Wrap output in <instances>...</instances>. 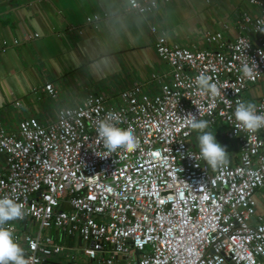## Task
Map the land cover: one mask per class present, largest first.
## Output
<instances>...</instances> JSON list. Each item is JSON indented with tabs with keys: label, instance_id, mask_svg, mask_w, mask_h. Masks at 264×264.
Masks as SVG:
<instances>
[{
	"label": "built area",
	"instance_id": "1",
	"mask_svg": "<svg viewBox=\"0 0 264 264\" xmlns=\"http://www.w3.org/2000/svg\"><path fill=\"white\" fill-rule=\"evenodd\" d=\"M169 1L125 0L126 11L146 17ZM246 2L258 13L237 18L232 41L203 34L201 43L212 50L169 44L147 25L167 67L150 76L154 91L133 84L113 97L89 94L44 124L29 117L8 131L0 123V198L24 211L5 227L20 240L28 264H53L61 254L74 264L69 252L83 264H264V221L254 215V194L264 189V128L237 129L234 116L246 89L264 76L258 32L264 0ZM244 65L251 77L243 76ZM201 73L217 85V95L199 90ZM42 90L57 97L50 84ZM253 104L264 115V96ZM109 113L110 123L131 128L136 149L104 147L96 129ZM189 113L208 128L227 127L235 161L217 169L206 164L188 143L195 131Z\"/></svg>",
	"mask_w": 264,
	"mask_h": 264
},
{
	"label": "crops",
	"instance_id": "2",
	"mask_svg": "<svg viewBox=\"0 0 264 264\" xmlns=\"http://www.w3.org/2000/svg\"><path fill=\"white\" fill-rule=\"evenodd\" d=\"M242 13L258 9L246 0H170L140 17L126 11L125 0H0V123L8 131L29 117L44 124L57 105L74 107L89 94L113 97L133 84L154 91L150 76L167 67L154 53L147 25L169 44L212 50L201 43L203 34L232 41ZM45 84L57 92L55 99L42 90ZM260 84L264 77L246 89V102L264 96ZM235 153L234 145L229 162ZM254 202L255 217L264 221V189Z\"/></svg>",
	"mask_w": 264,
	"mask_h": 264
},
{
	"label": "clouds",
	"instance_id": "3",
	"mask_svg": "<svg viewBox=\"0 0 264 264\" xmlns=\"http://www.w3.org/2000/svg\"><path fill=\"white\" fill-rule=\"evenodd\" d=\"M264 34V28L258 29ZM253 64L255 62L253 61ZM244 77L252 76V68L244 65L241 69ZM196 84L200 91L218 94V88L211 82V77L201 73L196 77ZM187 123L191 129L199 132L197 136L200 156L212 169L226 166L229 162V154L225 146L217 142L215 135L207 131L209 123L206 120L198 119L191 113L187 114ZM237 124L235 128L254 134L264 128V115L257 114L255 104L251 102L238 101L234 111ZM111 113L101 120L97 126V133L102 139L104 147L111 153L117 150L133 151L138 147L137 137L129 129L116 127L109 120L114 119ZM24 216L23 206L11 198H0V264H28L23 249L14 241L12 232L5 227L7 222L21 219Z\"/></svg>",
	"mask_w": 264,
	"mask_h": 264
},
{
	"label": "rangeland",
	"instance_id": "4",
	"mask_svg": "<svg viewBox=\"0 0 264 264\" xmlns=\"http://www.w3.org/2000/svg\"><path fill=\"white\" fill-rule=\"evenodd\" d=\"M260 85H261V89H264V84H260ZM148 90H150V89H148ZM109 96H111V95H109ZM60 107H61V105H57V107H56L57 110H59ZM63 107L64 108H68L70 106L67 104V105H65ZM57 110H55V111H57ZM206 130L207 131H211L215 135L217 142L220 143L221 145L225 146L228 153L232 152V148L234 149V144H233V140L229 137V130L227 129V127H225V126H223V125H221L219 123H216L214 126H212L211 128H208ZM198 135H199V132L195 130L194 133L192 134V136L189 138L188 143H189V145H190V147L192 149L194 148L196 151L200 152V149L198 147V142H197V136ZM15 227H16L15 229L17 231L14 232V234H16L18 236V238H19L20 237V233L18 232L19 228H18L17 225H15ZM16 243H18L19 246L22 249H24V247L20 243L19 239L16 241ZM68 254L70 256L74 257V261H73L74 264H83V263L86 262V259L83 258V257H80L78 253L69 252ZM63 255L64 254H61V255L56 256V257H52L50 262L53 263V264H68L69 261L65 260L63 258Z\"/></svg>",
	"mask_w": 264,
	"mask_h": 264
},
{
	"label": "water",
	"instance_id": "5",
	"mask_svg": "<svg viewBox=\"0 0 264 264\" xmlns=\"http://www.w3.org/2000/svg\"><path fill=\"white\" fill-rule=\"evenodd\" d=\"M228 264H231V263H228Z\"/></svg>",
	"mask_w": 264,
	"mask_h": 264
}]
</instances>
